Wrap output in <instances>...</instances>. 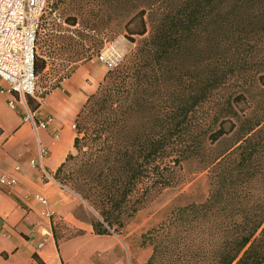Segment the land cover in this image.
Wrapping results in <instances>:
<instances>
[{
  "label": "trees",
  "instance_id": "16d2710c",
  "mask_svg": "<svg viewBox=\"0 0 264 264\" xmlns=\"http://www.w3.org/2000/svg\"><path fill=\"white\" fill-rule=\"evenodd\" d=\"M60 5L80 30L39 38L35 75H53L39 100L71 77L86 41L100 52L103 22L142 39L80 110L75 153L54 174L98 215L96 234L121 235L195 160L208 199L142 237L147 264H264V0H50L47 13Z\"/></svg>",
  "mask_w": 264,
  "mask_h": 264
},
{
  "label": "crops",
  "instance_id": "0c3cea01",
  "mask_svg": "<svg viewBox=\"0 0 264 264\" xmlns=\"http://www.w3.org/2000/svg\"><path fill=\"white\" fill-rule=\"evenodd\" d=\"M107 72L97 59L80 65L35 113L27 101L16 98L11 108V97L0 95V177L17 182L0 192V264H132L126 238L97 235L98 215L54 180L74 151L78 114Z\"/></svg>",
  "mask_w": 264,
  "mask_h": 264
},
{
  "label": "rangeland",
  "instance_id": "374dc122",
  "mask_svg": "<svg viewBox=\"0 0 264 264\" xmlns=\"http://www.w3.org/2000/svg\"><path fill=\"white\" fill-rule=\"evenodd\" d=\"M51 2L56 3L58 0H51ZM50 15L51 13H47L45 19H51V26L47 27L45 32H41L40 41H44V39L47 40L45 35L52 33L49 31L53 26L57 29H63L64 31L70 30L75 33L80 30V28H70L64 23L67 17L73 15L66 5H60L59 10L54 12L52 16ZM100 37L101 39L98 41L103 42V46L99 50L100 52L95 51L92 42L86 41L84 43V49L79 51L77 57H75L73 53L69 56L72 57V61L81 60L77 65L72 64L74 72L80 65L96 60L97 55H99L109 43L115 46L117 63H122L134 53L137 43L142 40L141 38H136V43L130 42L126 38V32L122 23L110 25L103 22L101 25ZM47 48L48 46H45L44 49L39 47V54L41 55ZM46 52H48V50H46ZM48 71L46 72L47 75L44 73L38 79L37 87L39 92L43 91V87L46 86L48 80H53V75H48ZM73 153L75 152L73 151ZM175 176V184L165 189L153 191L145 206L120 232V236L126 238L130 246V262L132 264H147L152 256V247L150 245L142 246V237L144 235L167 221L175 210L193 204H202L208 199V171L204 170L199 162L195 160L184 162Z\"/></svg>",
  "mask_w": 264,
  "mask_h": 264
},
{
  "label": "built area",
  "instance_id": "2783aa9c",
  "mask_svg": "<svg viewBox=\"0 0 264 264\" xmlns=\"http://www.w3.org/2000/svg\"><path fill=\"white\" fill-rule=\"evenodd\" d=\"M50 0H0V95L11 97L9 106L16 107V98L27 101L38 98V78L34 72L35 59L42 26L47 15ZM96 59L108 71L115 69L117 63L115 46L108 44ZM28 109L29 106L25 105ZM30 109V108H29ZM33 117L29 114L28 120ZM43 129L45 123H40ZM76 130V126H73ZM46 152L42 151L40 159L33 166H42ZM15 178L4 175L0 177V192L5 188L16 186ZM44 204L45 200L39 198ZM42 244L39 249L42 248Z\"/></svg>",
  "mask_w": 264,
  "mask_h": 264
}]
</instances>
